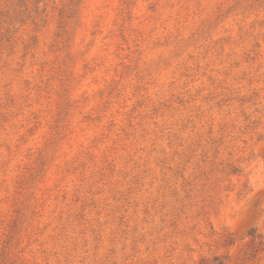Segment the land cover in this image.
Masks as SVG:
<instances>
[{
	"label": "rangeland",
	"instance_id": "1",
	"mask_svg": "<svg viewBox=\"0 0 264 264\" xmlns=\"http://www.w3.org/2000/svg\"><path fill=\"white\" fill-rule=\"evenodd\" d=\"M68 1L0 33V264H264V6Z\"/></svg>",
	"mask_w": 264,
	"mask_h": 264
},
{
	"label": "trees",
	"instance_id": "2",
	"mask_svg": "<svg viewBox=\"0 0 264 264\" xmlns=\"http://www.w3.org/2000/svg\"><path fill=\"white\" fill-rule=\"evenodd\" d=\"M52 0H0V33L14 34L28 22L44 24L47 21ZM84 0H69L64 10L65 24H77ZM56 0H54V3ZM252 6H264V0H252ZM238 171L234 168L233 172Z\"/></svg>",
	"mask_w": 264,
	"mask_h": 264
}]
</instances>
